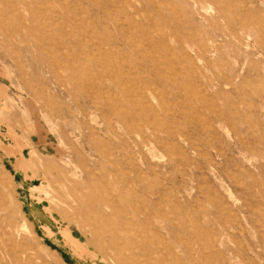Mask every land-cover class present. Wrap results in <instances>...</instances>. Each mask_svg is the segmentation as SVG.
Listing matches in <instances>:
<instances>
[{
	"label": "rangeland",
	"instance_id": "374dc122",
	"mask_svg": "<svg viewBox=\"0 0 264 264\" xmlns=\"http://www.w3.org/2000/svg\"><path fill=\"white\" fill-rule=\"evenodd\" d=\"M0 264H264V0H0Z\"/></svg>",
	"mask_w": 264,
	"mask_h": 264
},
{
	"label": "bare ground",
	"instance_id": "6f19581e",
	"mask_svg": "<svg viewBox=\"0 0 264 264\" xmlns=\"http://www.w3.org/2000/svg\"><path fill=\"white\" fill-rule=\"evenodd\" d=\"M104 85V84H103ZM95 87V86H94ZM72 112V111H71ZM69 201H70V203L71 204H73V202H75V204H74V206L75 207H78L77 205H79L80 203L82 204V203H84L85 204V206L87 207V210H89L92 214H95L94 213V208H95V205H94V207H93V204L89 201H85V199H84V197L82 196V194H80V195H74V197L73 198H69ZM77 204V205H76ZM116 236V238H114V243H115V246H114V249L112 250V253H115V250H116V248H117V246H118V243H117V241H118V236L117 235H115Z\"/></svg>",
	"mask_w": 264,
	"mask_h": 264
}]
</instances>
